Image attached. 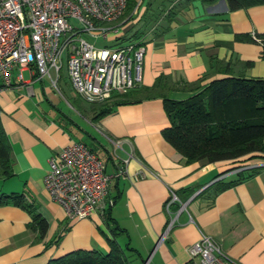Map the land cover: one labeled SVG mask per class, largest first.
<instances>
[{"label":"crops","instance_id":"obj_1","mask_svg":"<svg viewBox=\"0 0 264 264\" xmlns=\"http://www.w3.org/2000/svg\"><path fill=\"white\" fill-rule=\"evenodd\" d=\"M128 1L131 8L125 5L118 18L119 36H139L144 52L140 84L125 95L126 102L96 117L97 106L77 98L65 73L55 86L31 69L21 71L20 82L14 73L10 85L0 82V122L12 172L0 176V193H22L47 223L39 237L27 227L25 209L0 204V264H46L76 249L105 253L108 239L127 264L129 255L132 264H184L186 247L200 234L240 264H264V155L190 162L161 135L169 125L162 96L184 99L226 76L264 79L261 45L235 37L264 34V5L228 10L226 0ZM160 75L164 85L151 87ZM55 91L71 108L60 109ZM102 140L111 146L104 160L96 154L105 149ZM74 141L104 163L112 200L108 212L124 232L111 231L99 212L67 221L44 189L48 157ZM171 194L177 215L164 233V204Z\"/></svg>","mask_w":264,"mask_h":264},{"label":"built area","instance_id":"obj_2","mask_svg":"<svg viewBox=\"0 0 264 264\" xmlns=\"http://www.w3.org/2000/svg\"><path fill=\"white\" fill-rule=\"evenodd\" d=\"M125 5L126 0H0L1 84L10 85L11 73L20 82L21 71L31 69L37 78L47 77L55 86L63 65L73 92L88 104L138 86L144 46L137 41H121L114 24ZM249 37L264 45V37L255 32L250 31ZM108 39L116 41L108 46L95 44ZM109 179L102 160L85 144L74 141L48 157L42 184L71 221L95 212L102 214L112 204ZM175 199L171 194L166 200L167 213ZM176 215L169 214L164 233ZM186 252L184 264H240L203 234L186 247Z\"/></svg>","mask_w":264,"mask_h":264},{"label":"trees","instance_id":"obj_3","mask_svg":"<svg viewBox=\"0 0 264 264\" xmlns=\"http://www.w3.org/2000/svg\"><path fill=\"white\" fill-rule=\"evenodd\" d=\"M226 4L228 10H234L264 5V0H226ZM126 6L131 8L129 1ZM167 12L170 13V9ZM258 36L264 37V34ZM235 37L251 40L249 35ZM139 38L132 35L119 37L122 41H137L142 44ZM261 47L264 56V45ZM162 80V75L158 76L151 87H162ZM149 88H146L147 95ZM129 91L123 94L112 93L108 99L93 103L98 108L96 117L107 114L112 106L126 102L124 97ZM162 107L169 125L161 130V135L186 161L209 163L253 153L264 155V79L233 76L213 79L184 99L162 96ZM9 154L10 144L0 122L2 178L12 174ZM231 184L232 182H228L217 190ZM8 202L25 209L30 215L27 227L36 231L39 237L44 235L47 228L45 219L22 193H0V204ZM172 204L174 203L168 206V217L174 212ZM109 208L103 213L111 231L124 232L110 217ZM108 245L109 249L105 253L94 249H76L51 258L46 264H127L122 250L112 239H108Z\"/></svg>","mask_w":264,"mask_h":264},{"label":"rangeland","instance_id":"obj_4","mask_svg":"<svg viewBox=\"0 0 264 264\" xmlns=\"http://www.w3.org/2000/svg\"><path fill=\"white\" fill-rule=\"evenodd\" d=\"M121 21H122V19H117V21L114 23V24H116V26H119L118 24H120L121 23ZM121 40V39H120ZM116 40H111V39H108V40H98V41H95V44L97 45V46H108V45H112V44H114V42H115ZM122 41V40H121ZM58 75H59V77L61 76V75H64V67H63V65H62V67H61V69L59 70V72H58ZM53 94H54V96H55V98H54V100L56 99L57 100V102H59V104H60V106H59V104H58V106L60 107V109L62 110V111H67L68 110V108H71L70 106H69V101L67 100V99H63L62 97H61V95H60V93H58L57 91H55V92H53ZM80 100V99H79ZM102 144H103V147L105 148L104 150L103 149H100L101 151H97V155L100 157V158H102L103 160H104V155H105V150H107L108 152H111V146H110V144L108 143V142H106L105 140H102ZM106 170H108V168H106ZM131 258H133L132 256H128L127 257V259H128V261H129V263L130 264H132V262H133V260L134 259H131ZM133 264H141V261H139V262H136V263H133Z\"/></svg>","mask_w":264,"mask_h":264}]
</instances>
